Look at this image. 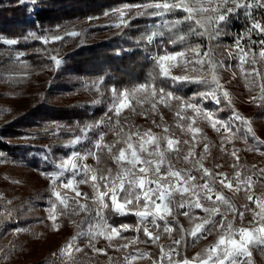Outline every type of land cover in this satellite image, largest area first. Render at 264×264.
<instances>
[{"label": "rangeland", "instance_id": "obj_1", "mask_svg": "<svg viewBox=\"0 0 264 264\" xmlns=\"http://www.w3.org/2000/svg\"><path fill=\"white\" fill-rule=\"evenodd\" d=\"M216 2L217 0H212L213 4ZM199 3L201 6L207 7L209 0H199ZM121 11L124 12L123 20L128 21L130 13L128 10L122 9L105 14L103 17H90L54 27L45 36L61 35L64 38L60 41L48 43L52 55L59 59L60 54L65 52L75 38L83 31H87L91 25L115 26L119 24V27L123 26ZM196 18L198 19V17ZM71 31H76L79 35L75 37L65 35V33ZM261 34L264 39V33ZM4 40H8V38H0V129L44 99L65 105L75 103L80 96L83 100L89 98L86 101L90 103L99 101L94 103L95 106H100L101 110L106 106L105 112L107 114L112 113L111 126L106 127L103 142L115 145L112 149L113 153H118L119 148L126 147L121 139V136L125 134L135 133L137 130L141 133L150 130L153 134L161 136L164 135V129L168 128L169 137L179 140L180 143L178 145L179 158H177L176 152H171L167 154V159L171 161L172 166L177 170L191 169L192 174L197 176L198 182L201 183L199 177L202 172L196 171L194 162L201 159V157H203L202 162L205 168L210 169L214 174H225L232 180L233 184L236 183L234 178L237 171L241 174V180L248 176H253L255 183L250 189L242 187L241 190L235 191L234 189L224 188L218 183L216 184V190L222 192L237 210L235 218L231 212L227 214V219L232 221L233 227L250 226L249 222L252 221L254 212H258L260 209L254 203H251L247 197L250 192L255 191L260 194V200L264 201V178L261 179L262 183L260 186H257L255 177H264V173L260 171L264 169V144L256 143L251 134H247V140H245V128L239 121H233L231 132L222 133L220 130L214 129L211 123L202 115L196 116L191 109H186L183 115L185 117L195 116V123H192L187 118L181 120L177 116L180 102L172 100L169 102V106H165L164 103L159 102L158 92L156 97H152L150 88L145 93H137L135 98H130L129 106L121 111L119 117H116L114 112L108 111L112 105L113 95L110 103H102L105 91L101 83L90 85L88 87L90 90L80 95L73 93L62 95L47 94L46 83L47 81L49 82L48 77L52 74L51 71L55 70L54 67H36L26 59L25 55L17 60L16 54L22 50L17 47V44L7 45L3 43ZM212 40L209 41L208 37L207 43L199 52L201 53L204 48L202 55L206 51L209 52V56L205 57V59L211 60L216 65L215 74L223 85L224 90L229 93L231 104L221 94L220 105H216L212 100H207L203 102V108L206 106L205 109L208 110H221L223 105L228 106L231 113L227 118L223 119L218 115L220 110L216 112V117L221 120H229L234 112L239 113L251 121L256 137L260 139V135L264 139V116L261 112V108L264 107V100L260 99L262 95L261 85H264V60L259 57L258 51L257 53H251V55L248 54L245 57L246 62L241 64V53L236 44L227 47L222 54L216 51V46ZM208 43L210 49H207ZM242 43L244 41H240V44ZM261 47L264 46L259 45V49ZM236 51H239V55H237ZM244 51L248 52L247 47H245ZM174 53L177 52L165 50L160 53L155 51L156 57ZM249 57L255 60V64L252 67L255 69L252 72H256L255 79L249 75L251 71L244 68L249 62ZM184 59L190 60L186 54ZM164 63L171 76L187 75L184 63L181 62L180 57H177L176 61H166ZM207 69L208 64L206 63L201 77L210 80L211 74ZM257 72L259 75H257ZM208 90L209 86L203 92ZM128 91L131 92L132 90ZM119 93L117 92V94ZM253 97H256V99L253 100ZM200 99L197 95L193 102H199ZM188 100L189 98L185 99V101ZM153 104L156 105L155 110H153ZM121 118L125 119L122 123L119 121ZM104 120H107V118ZM95 122L88 121L81 125L78 131L72 130L67 137L60 134L59 125H51L42 129L44 131L39 134H34V132H37V129H35L33 133L29 132L14 138H4L7 143L13 142L18 145L30 146L29 158L31 161H35L36 165H34L35 167L27 166L24 161H16L6 151L0 150V153H3V156L0 157V244L3 251V264H73V260L75 264H151L150 262L155 258L158 246L163 247L165 251L170 247L176 248L179 251V255L173 254V261H182L184 258L191 261L198 253L203 254L206 248L217 241L220 233L213 231L207 236L194 240L189 233L195 223H199L200 220L190 219L189 216L183 215L181 208L175 207L172 215H168L166 219L168 224L173 227V235L178 236L179 239L183 237V242L179 246L170 243L168 240L170 234L163 231L165 221L160 220V227L150 231L154 235H159L160 238L157 241L150 240L147 237V240L141 243H138L136 239H133L135 243H130V240L123 234L120 237L113 238L111 241L99 236L91 241V244L96 249H101L100 246H103L104 252L98 253L90 246V237L83 235L75 240L71 258L66 254H62V249L72 241L73 237L77 236L78 232L86 233L89 231L90 221L84 212L72 214L64 209L52 194L51 179L42 173L55 171L53 159L67 158L68 156L63 154L64 150L71 149V152L74 150L70 147L65 148L64 145L69 144L76 136L83 135L82 129L85 125ZM190 123L193 128L198 127L201 131L199 133L190 131L188 129ZM97 131H99V128L95 132H89L88 135L92 137V134L97 133ZM184 141H188V143L185 144ZM85 142L87 140L77 144L75 150L80 151L79 147ZM133 143L138 144L139 137L133 136ZM206 144L208 145L207 153L205 152ZM45 146H51V152L47 151ZM161 147L165 148L166 142H163ZM174 147L177 146L174 145ZM55 148L59 150L54 153L52 150ZM189 150H192L194 155L186 162L183 157L188 154ZM233 151H236L239 157L238 160L232 155ZM46 156L48 157L47 159ZM56 162L59 163V159ZM95 168H97V163H95ZM162 169L166 168L162 167ZM117 171L118 168L112 172L113 175ZM76 179L79 180L81 177L77 176ZM76 188L79 191L85 190L91 199L93 195L91 182L78 184ZM60 190L62 195H67L69 198L72 197L71 194L75 195L73 190ZM180 199L179 195L175 196L176 201ZM80 202L93 207L91 201L80 200ZM108 203L111 204L110 201ZM203 203L205 206H211L210 202L203 201ZM69 204H73L71 198L69 199ZM53 205L56 206L54 209L56 214L55 226L53 221L49 219L50 214H53ZM225 208V205H221L222 211ZM106 210L104 211V216ZM241 211L244 212L243 220L239 218V212ZM92 215L94 216L95 213ZM190 215L204 218L207 214L200 209H193ZM221 218L220 215H217L215 221L219 222ZM138 219L140 221L139 217ZM176 228H179L180 234L177 233ZM18 229L19 231H17ZM125 244L128 245L127 248L122 247ZM76 248L81 249V251H76ZM252 252L253 264H264V255L255 248L252 249ZM132 256L137 258L133 260L131 259ZM126 257L128 259H125ZM156 264H168V260L167 258L161 260L160 256V261L156 262Z\"/></svg>", "mask_w": 264, "mask_h": 264}, {"label": "snow or ice", "instance_id": "obj_2", "mask_svg": "<svg viewBox=\"0 0 264 264\" xmlns=\"http://www.w3.org/2000/svg\"><path fill=\"white\" fill-rule=\"evenodd\" d=\"M21 3H31L36 5L39 0H20ZM253 5L251 3H240L239 0H217L215 4L212 0H209V5L207 7H193L191 4L187 3L186 0H177V2H169V0H163L162 3L155 4H145L138 7H142L145 11L148 8H154L156 11L151 13V15L164 17L166 14L182 10L187 13L182 19L178 18L175 20H165L162 27L166 26L169 30L178 29V26L186 21H195V24L199 26L197 28H190L189 32H194L198 36L208 35L209 40L220 35L223 31L221 24H227L229 16L232 12L239 8H249ZM255 6L264 7V0H255ZM143 13H138V15ZM121 22L127 25L128 21L123 20L124 12H120ZM200 16L201 19L196 17ZM119 27L120 25H115ZM257 31L259 33H264V26L258 21H253L251 28L248 29V38H251V33ZM67 36H77L79 33L76 31H71L65 33ZM162 35V33L160 34ZM187 33H180L178 39L183 41L187 39ZM64 37L61 35L54 36H40L37 35L35 31L28 32L23 39L28 40H42L44 44L49 42L60 41ZM149 42L153 40V36L148 37ZM173 43L176 40L172 41ZM3 43L7 45H16L18 43L17 39L4 40ZM163 43V40H161ZM252 43H258L264 46V39L260 41H253ZM236 46H240V38L236 41ZM199 46H197V49ZM249 51L245 52L243 48H239L241 53L240 61L241 64L245 63V57L252 52L251 46H248ZM195 57L190 60H185V52H177L174 54H166L163 56L155 57L157 64L159 65L161 75L165 78L170 77L173 82H187V83H197L209 86V90L206 92H199L197 95L201 98L199 102H193L192 99L185 101L182 97L176 96L172 91H166L163 87L157 90L156 86L143 84L139 87L133 89L131 92L124 90L117 94L115 88L112 89L113 101L111 107L108 111L114 112L116 117H119L121 111L129 106V99L135 98L137 93H145L148 89H151L152 97L157 96L159 93V102L169 106V102L176 100L179 103V110L177 111V116L181 120L187 118L188 120L195 123V116L185 117L183 113L186 109H191L196 115H202L212 127L219 131L221 128L225 132H231L233 121H239L241 125L244 126L246 135L244 137L247 140V134H251L255 142L258 144H264V141L256 137V134L251 126V121L234 112L233 116L229 120H221L216 117L217 110H208L203 108V102L207 100H212L216 105L221 103V94L225 99L231 104L229 93L224 90L223 85L219 82V78L215 74L216 65L211 60H206L205 57L209 56V52H204L203 55L196 50ZM259 57L264 60V47L259 49ZM24 52H18L16 54V59L19 60L20 57L24 56ZM231 55V53H230ZM177 57L181 58V62L184 63L185 70H190L192 72L197 71V65H199V70L204 71V65L208 64L207 71L211 74V79H205L197 76L181 75V76H171L170 72L165 67L166 61H176ZM54 61L57 68L61 66L63 61L58 59L56 56L50 57ZM255 63V60L252 61ZM175 66V65H171ZM255 71V69H253ZM257 75L259 73L257 72ZM102 82V81H101ZM99 90V86L97 85ZM261 97L264 100V85H261ZM253 100L256 97L252 98ZM99 101H94L98 103ZM153 110H155L156 105L153 104ZM107 120L101 119L93 124H87L82 129L83 135L76 136L69 144L64 145L65 148H73L74 150L67 158H54L53 165L56 169L51 173H42L47 175L51 179L52 194L59 202L60 205L64 207L68 212L72 214H79L84 212L87 214L90 227L88 232H78L76 237H73L63 249L62 254H66L69 258L72 257V249L75 240L83 235H88L90 237L89 244L91 241L95 240L99 236H103L105 239L111 241L115 237H120L122 231H128V225H121L119 227L109 225L105 216L104 211L109 207L108 201L111 202L112 210L120 215L134 214L140 218L139 224L136 226V230L139 231L140 227L145 225L148 217H152V224L157 229L160 227L156 223L157 219L164 220L165 233L171 234L173 227L168 224L166 217L172 215L173 209L175 208H188L189 211L184 212L183 215L189 216L192 220H200L199 223H195L194 227L190 231L189 235L194 239L198 240L202 238L205 234H211L213 231L220 233L217 241L206 248L203 254L198 253L190 261L184 258L182 261H173L172 256L175 253L179 255L176 248L170 247L167 251L161 248V260L167 258L168 264H253V252L252 249L255 248L258 252L264 255V201L260 199H253V196L249 195L247 198L251 203H254L257 208L260 209L258 212H254L252 221L249 222V227H239L234 228L231 220L227 219V214L231 212L233 217L236 215V208L230 200H228L225 195L215 189V183L219 182L224 188L232 190L234 188L233 182L223 173H213L210 169L203 166V157L199 160H195L194 168L196 171H201L202 175L199 180L203 183L198 182L197 176L192 174L191 169H175L171 161L167 159V154L171 152L177 153V158H179V140L170 138L168 135L169 129H164V135L157 136L153 134L150 130L141 133L137 130L135 133H128L121 136L123 143L126 147H121L118 153H113L112 149L114 144H105L104 135L105 133L101 130L96 138L90 137L89 132H95L96 129L103 127H110L112 117L107 116ZM219 126V127H217ZM188 129L193 133H199L200 128H193L192 124L188 125ZM239 131V129H237ZM119 135V134H118ZM133 136L139 137V143H133ZM83 140H88L92 144V148H87L84 151H76L75 146L80 144ZM119 142V141H117ZM166 142V147L162 148L161 145ZM185 144L188 141H184ZM176 145L177 147H174ZM47 151L51 152V146H45ZM151 147V150H150ZM107 149L108 155L111 160L115 162L118 167V171L115 175L112 173V169L108 168L106 171H102L98 168H94L91 165L85 164L84 161L89 157H92L97 164L100 163L99 153ZM205 152H208V145H205ZM194 155L192 150H189L188 154L183 157L187 162L189 158ZM232 155L239 159L236 151L232 152ZM3 153H0V157ZM48 157L46 156V159ZM59 159V163H57ZM162 167L166 168V171L162 172ZM236 167V165H234ZM264 173V169L260 170ZM70 172L71 178H67L65 182V173ZM240 172L237 171L235 174V190L239 191L242 187L251 188L255 181L253 176H248L244 180L240 179ZM255 175V174H253ZM80 176L81 179L77 180L76 177ZM264 177H257V179H262ZM59 182V183H58ZM91 182V187L93 189V195L91 197V203L93 207H89L86 203H81L80 198L82 193L77 190L76 185L87 184ZM60 189H69L75 192V196L72 197L73 204H69V197L67 195H62ZM179 195L181 199L179 201L175 200V196ZM213 197H215L213 199ZM84 199H88L87 194H83ZM142 201V203H141ZM203 201L211 203V206H205ZM221 205H225L224 211L221 209ZM55 205H53V214H50L49 219H51L55 226L56 214L54 212ZM193 209H200L206 213V217L201 218L197 216L190 215ZM95 213L93 216L92 214ZM220 215L222 218L219 222L215 221V217ZM239 218L243 220L244 212H239ZM94 222V223H93ZM210 226V227H206ZM19 231V229L17 230ZM143 232L145 235L153 241L159 240V235H154L153 232L149 231L147 226H143ZM123 238V237H121ZM183 242V237L179 240H174L173 243L179 246ZM130 243H135V240L130 241ZM122 247L127 248L128 245H122ZM76 251H81V249L76 248ZM94 251L98 253H103V249H96ZM147 255V254H141ZM137 257L132 256L131 259L135 260ZM125 259H128L126 257ZM73 264L75 261L73 260ZM153 264H156L154 261Z\"/></svg>", "mask_w": 264, "mask_h": 264}, {"label": "trees", "instance_id": "obj_3", "mask_svg": "<svg viewBox=\"0 0 264 264\" xmlns=\"http://www.w3.org/2000/svg\"><path fill=\"white\" fill-rule=\"evenodd\" d=\"M162 2L163 0H39L38 4L32 5L31 3H21L20 0H0V38L17 39V47L25 52L26 59L34 66L54 67L55 70L51 71L52 74L48 77L49 82L46 83L47 94L73 93L80 95L90 90L88 89L90 85L101 83L105 91L102 103H110L112 88L121 92L124 89L133 90L143 84H154L157 90L163 87L166 91H172L184 100L188 98L194 100L199 92L208 89V85L173 82L170 77H163L159 65L150 59V55L155 51L162 53L165 50H171L172 52H185L188 58L193 59L195 57L193 49L200 51L207 43L208 37L207 34L192 36L194 32H189L190 28L197 27L198 30H202L194 20L180 24L178 29L169 30L166 26L162 27L160 23L162 17L151 15L156 9L148 8L145 11L142 7H138ZM169 2H177V0H169ZM186 2L193 7H201L199 0H186ZM240 3H251L253 6L242 7L232 12L227 24H221L223 31L212 40L216 51L222 54L227 47L235 45L238 38L240 41H249L246 45L247 51H249V45L252 49L249 55L259 51V44L252 42L262 34L253 31L249 39L248 29L251 28L253 21H258L264 26V7L255 6L254 0H241ZM122 9H126L130 13L127 25L124 24L121 27L103 24L91 25L87 31H83L75 38L65 52L60 54L59 59L63 63L59 68L50 59L53 55L49 44H44L42 40L23 39L31 31H35L37 35L43 37L58 25L90 17H103L105 14ZM138 13L143 14L138 15ZM186 15L187 13L182 10H177L166 14L163 20L182 19ZM197 17L204 23L200 16ZM161 33L162 35H160ZM180 33H187V39L180 41L177 38ZM151 35H154L155 43L149 42L148 37ZM173 40L176 42L173 43ZM197 46H199L198 49ZM252 61L249 57V62L244 68L251 71L249 75L255 79L256 72H252L255 63ZM197 66V71L185 70V73L189 76L201 77L204 71H200L199 65ZM80 97L70 105L53 103L44 99L29 108L24 114L0 129V150L6 151L16 161H24L27 166L35 167V161H31L29 158L30 146L18 145L13 142L7 143L4 138L33 133L35 129L37 132L34 134H39L44 131L42 129L51 125H59L60 134L67 137L72 130L78 131L80 126L88 121L97 122V120L107 118L105 116L106 106L101 110L100 106L86 101L89 98L83 100ZM261 112L264 116V107L261 108ZM230 113L229 107L223 105L218 115L225 119ZM107 116L112 117V113H108ZM123 119H119L120 123L125 121ZM101 130L105 132L106 127L99 128V131L93 133L92 137L96 138ZM259 137L264 140L260 135ZM56 148L52 150L54 153L59 150ZM87 148H92V144L88 140L79 147V150L82 152ZM70 153L71 149L63 152L66 156H69ZM99 156L98 169L106 171L111 168L113 172L118 168L115 162L110 159L107 149H103ZM255 177L257 186H260L261 179H257L259 176ZM105 218L112 226L128 225L129 230L122 231L121 234L130 241L136 239L138 243H141L147 240V236L143 232L145 225L141 226L139 231L136 230L139 221L136 215L130 213L117 216L109 204ZM176 229L180 234L179 228ZM160 256L161 247L158 246L155 258L150 263L160 261Z\"/></svg>", "mask_w": 264, "mask_h": 264}, {"label": "built area", "instance_id": "obj_4", "mask_svg": "<svg viewBox=\"0 0 264 264\" xmlns=\"http://www.w3.org/2000/svg\"><path fill=\"white\" fill-rule=\"evenodd\" d=\"M254 2H255V0H254ZM163 18L164 17H162V20L160 21V23L163 25V23H164V20H163ZM197 28V27H196ZM194 35H196L195 33H194ZM242 35V34H241ZM151 36H153V40L151 41V42H154L155 43V37H154V35H151ZM261 39H263V36L262 35H260V36H258L254 41H260ZM210 41V40H209ZM249 43V41H244V43H242V44H240V46H239V48H243L244 50H245V47H246V45ZM238 48V49H239ZM207 49H210V45H209V43H208V46H207ZM210 53H211V51H210ZM236 53H237V55H239V51H236ZM157 54V53H156ZM155 57H156V55H155V52H153L151 55H150V59L152 60V61H156L155 60ZM206 106H204V108H205ZM209 110H212V109H209ZM220 131L222 132V133H227V132H225L224 131V129H220ZM84 163L85 164H88V165H91V166H93L94 168H95V163H96V161L92 158V157H89L87 160H85L84 161ZM163 171H166V169H162V172ZM65 182H66V179L67 178H71V173L70 172H66L65 173ZM59 183V182H58ZM201 183H203V181L201 180ZM219 184V182H218V180H217V182L215 183V189H216V184ZM236 184V183H235ZM235 184H233L234 185V190H235ZM236 191V190H235ZM81 193H82V197L80 198V200H83V201H91V199H90V197H89V195H88V193L85 191V190H82V191H80ZM83 194H87V197H88V199H84L83 198ZM249 195H251V196H253V199L255 200V199H261V196H260V194L259 193H257V192H255V191H252V192H250V194ZM71 196L72 197H74L75 195L74 194H71ZM72 197H70V198H72ZM187 210H188V208H181V211H182V213H184V212H187ZM116 213V212H115ZM118 216H120V214H118V213H116ZM159 222H160V219L158 220L157 219V221H156V223L157 224H159ZM145 226H147L148 228H149V231H151V230H155V229H157L156 227H154L153 226V224H152V217L150 216V217H148V219H147V221L145 222ZM204 236H207V234H205ZM168 240L170 241V243H173V241L174 240H179V237L178 236H176V235H173V231L171 232V234H170V237L168 238ZM174 244V243H173ZM101 247V249H103V246H100ZM177 252L179 253V251L177 250ZM175 254V253H174ZM0 264H3V251H2V248H1V244H0Z\"/></svg>", "mask_w": 264, "mask_h": 264}, {"label": "bare ground", "instance_id": "obj_5", "mask_svg": "<svg viewBox=\"0 0 264 264\" xmlns=\"http://www.w3.org/2000/svg\"><path fill=\"white\" fill-rule=\"evenodd\" d=\"M194 36H196V35H194Z\"/></svg>", "mask_w": 264, "mask_h": 264}]
</instances>
